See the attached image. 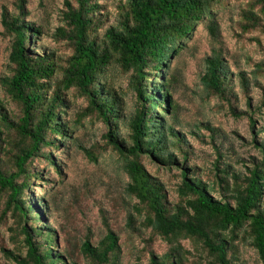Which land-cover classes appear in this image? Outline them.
<instances>
[{
    "label": "trees",
    "instance_id": "16d2710c",
    "mask_svg": "<svg viewBox=\"0 0 264 264\" xmlns=\"http://www.w3.org/2000/svg\"><path fill=\"white\" fill-rule=\"evenodd\" d=\"M100 1L62 0L52 31L35 22L28 0H14L12 11L3 7L0 13V46L9 38L0 75V227L13 245L8 252L0 247V256L12 264H241L239 247L245 245L264 264V121L255 127L263 120L264 96L250 103L253 89L261 88L263 65L253 64L259 69L250 73L229 62L218 19L238 4L232 37L264 51V0ZM109 10L115 22L107 25ZM199 25L210 44L198 71L200 97L214 102L215 112L245 118L249 145L260 154L243 172L225 130L190 118L173 98L188 69L177 58L182 50L195 56L187 41ZM111 69L129 75L134 110L128 116L122 96L106 81ZM69 95L85 103L72 121L65 119ZM97 123L105 130L99 141L81 144L78 131ZM193 140L212 149L203 176ZM72 150L92 164L111 153L126 178L113 199L98 204L103 234L85 235L80 261L66 251V234L54 224L63 208L57 188ZM147 160L177 172L174 199ZM37 185L42 197L34 195ZM116 207L123 216L117 229L111 225Z\"/></svg>",
    "mask_w": 264,
    "mask_h": 264
},
{
    "label": "rangeland",
    "instance_id": "374dc122",
    "mask_svg": "<svg viewBox=\"0 0 264 264\" xmlns=\"http://www.w3.org/2000/svg\"><path fill=\"white\" fill-rule=\"evenodd\" d=\"M28 11L34 17L36 23L43 26H48L49 31L54 30L58 24L57 13L62 10V0H28ZM111 0H103L99 3H108ZM14 0H0V13L2 8L5 7L8 11H12ZM44 6V8L40 5ZM238 4H233L229 10L219 13L220 31L223 37L224 47L223 50L226 53V58L230 63L237 62V66L244 69L247 72H257L259 68L253 64H261L262 76L258 79L261 83V88H255L252 91L251 106H256L260 103L264 96V51L256 46L255 43L244 40L243 43L237 42L231 35L230 25L236 19ZM115 22L114 12L109 10L107 18V25ZM4 35L3 28L0 23V38ZM254 36L256 34H253ZM248 35L250 38L253 36ZM3 43L0 46V75L4 72V66L7 64L6 47L9 38L4 36ZM262 47L264 50V35L261 36ZM43 44L53 48V43L48 40H43ZM187 47H195V56L189 57L186 50H182L179 53L177 60L182 63L184 61L187 64L188 69L183 70L181 75L180 84L175 88L173 98L181 101V104L186 109V114L190 118L196 117L197 119L211 120L220 125L227 133L230 143H232V149L236 153L237 168L244 171V164H248L252 159L258 160L260 154L253 147L249 145L251 140L250 130L245 118L233 119L226 110L213 111L212 107L214 102L205 103L200 97L198 88V71L202 69L201 59L203 56L210 54V44L207 32L202 25L196 27L192 37L187 41ZM59 54V53H58ZM60 55V54H59ZM173 58L171 65L176 64ZM250 63L247 64L249 62ZM176 60V61H177ZM180 65V64H179ZM178 65V66H179ZM234 68V66H232ZM200 68V69H198ZM128 77L129 75L122 76L118 74L117 69H111L106 75V81L109 83L111 89L115 91L116 95L122 96V104L125 114L128 116L134 110V93L128 90ZM2 93H0V98ZM69 108L66 114V120L72 121L74 112L85 104L80 98H72L68 96ZM241 111H245V105L242 104ZM188 120V118H187ZM263 120L257 122L256 130L262 127ZM215 123V124H216ZM78 131L77 135L79 141L83 145L90 146L92 143L99 141L101 134L105 132L103 125L97 123L93 127L85 125ZM196 152L195 163L201 170V174L206 175L210 169L211 161L213 160V153L209 144H199L197 141H192ZM226 145V143H225ZM146 167L153 174L157 175L161 181L167 187L170 198H175V188L179 180L175 179L177 175L176 171H166L164 169H157L149 160L146 161ZM65 180L63 185L58 187L57 193L60 200L62 213L59 214L60 218L55 224V227L62 226L66 237L67 244L64 243L66 251L71 255L74 260L80 261L78 245L80 241L84 240L85 235L91 231L93 239H96L100 233L103 234L102 225L99 221L98 204L107 202V198L113 199L115 194L120 191L122 185H124L126 178L119 170V164L116 162V157H113L111 153H106L98 158L97 163H88L83 157L81 152L72 150V156L69 161L66 162ZM37 197H42L44 191L42 185H37L35 188ZM48 189V186H47ZM110 196V197H109ZM122 214L118 207L113 209L111 215L112 228H116V225L122 226ZM64 237V234L60 236L59 240ZM135 245L139 248L142 247L138 241H135ZM0 247H3L8 251L13 249V245L9 241V233L5 228L0 227ZM162 248H157L158 252H163ZM240 262L241 264H260L252 249L248 246L241 245L239 247ZM133 261V260H132ZM131 261V262H132ZM133 263V262H132ZM0 264H12L6 260L2 255L0 256Z\"/></svg>",
    "mask_w": 264,
    "mask_h": 264
}]
</instances>
